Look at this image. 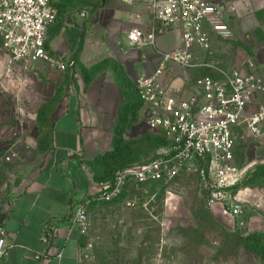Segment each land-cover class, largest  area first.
<instances>
[{"label": "crops", "instance_id": "1", "mask_svg": "<svg viewBox=\"0 0 264 264\" xmlns=\"http://www.w3.org/2000/svg\"><path fill=\"white\" fill-rule=\"evenodd\" d=\"M209 1L233 6L222 13L232 35H212L215 55L222 65L257 69L264 64V0ZM63 2L56 3L57 10ZM107 14L103 43L93 41L88 32L83 35L78 58L92 67V74H78L74 91L65 90L52 107L49 145L41 165L19 187L0 198V203L9 202L8 213L0 224L7 243L0 264H39L36 254L45 252L50 256L49 264H78L82 234L70 219L75 202L91 197L117 166L143 160L160 150L163 140L170 141L161 130L146 125L133 80L138 73L151 72L157 66L160 52L181 44L180 30L171 28L156 33L153 43L131 45L126 32L133 25L148 29L147 10L136 3L116 0ZM95 15L89 16L86 8L68 7L61 16L62 24L57 21L47 28V52L56 56L75 52L80 37L76 28L82 25L78 21L88 17L95 21ZM228 49L232 51L229 63L225 60ZM1 51L7 56L2 47ZM198 53L202 56L201 51ZM106 55L114 56L116 68L114 64L96 65ZM189 73L190 81H185L179 65L170 62L162 75L167 92L187 95L196 76L221 77L207 66L191 68ZM7 177L13 180V173L8 172ZM46 223L56 227L49 243L43 239Z\"/></svg>", "mask_w": 264, "mask_h": 264}, {"label": "rangeland", "instance_id": "2", "mask_svg": "<svg viewBox=\"0 0 264 264\" xmlns=\"http://www.w3.org/2000/svg\"><path fill=\"white\" fill-rule=\"evenodd\" d=\"M115 1L60 4L52 23L61 25V16L71 6L86 8L89 16L96 13L95 21L89 17L78 21L82 25L76 28L80 37L75 52L57 55L67 62L73 58L64 68L38 59L11 62L0 42V158L15 151L0 163V198L41 165L49 145L52 107L65 90L74 91L78 74H92V67L78 58L83 35L88 32L93 41H105V19ZM231 56L232 51L226 50L227 63ZM113 57L106 55L96 65L116 68ZM256 70L264 76V64ZM251 99L250 109L264 103V89ZM235 133L233 161L239 172L229 191L242 204L240 216L208 203V190L198 172L180 174L170 182L128 184L109 201H88L78 264H264V238L256 242L264 223V129L251 134L238 127ZM169 147L163 140L160 150ZM8 172L13 173L11 181ZM252 233L256 236L243 239Z\"/></svg>", "mask_w": 264, "mask_h": 264}, {"label": "built area", "instance_id": "3", "mask_svg": "<svg viewBox=\"0 0 264 264\" xmlns=\"http://www.w3.org/2000/svg\"><path fill=\"white\" fill-rule=\"evenodd\" d=\"M60 1L0 0V42L11 62L42 59L59 68L73 63V58L67 62L48 53L44 45L47 28L56 18V3ZM123 1L142 6L150 16L147 30L138 25L127 30L131 45L153 43L156 33L171 28L180 30L181 44L160 52L157 66L151 72L138 73L133 80L146 125L163 131L170 147L156 150L146 160L117 168L110 179L100 182L91 197L75 202L70 213L72 224L81 233L86 230L90 199L109 200L128 184L149 179L170 182L180 174L191 172L201 176L209 204H220L230 215L240 216L242 204L229 191L239 172L233 161L235 130L241 127L247 133L259 134L264 129V103L249 108L251 95L264 89V76L250 66L227 68L215 55L212 35L219 38L232 35V28L222 14L231 10L232 4L209 0ZM79 14L83 16L84 10ZM170 62L179 65L185 81H190L191 68L198 66L210 67L221 77L199 75L191 81L189 94L168 93L162 75ZM14 155L15 151L9 150L0 161ZM55 230L52 223L44 225L46 243L52 240ZM3 233L0 228V258L7 244ZM36 258L39 264H49L50 256L46 252L37 253Z\"/></svg>", "mask_w": 264, "mask_h": 264}, {"label": "trees", "instance_id": "4", "mask_svg": "<svg viewBox=\"0 0 264 264\" xmlns=\"http://www.w3.org/2000/svg\"><path fill=\"white\" fill-rule=\"evenodd\" d=\"M134 94H136V91H135V88H134ZM137 95V94H136ZM137 99H138V97H137ZM138 103H139V105H140V100L138 99ZM162 133H163V131H161ZM164 134V133H163ZM154 154H156V150H155V152H153L151 155H149L148 157H146L145 159H143V160H146V159H148L149 157H152ZM143 160H139V161H143ZM139 161H133V162H139ZM133 162H128V163H125V164H121V165H119V166H117L115 169H114V171L117 169V168H120V167H123V166H126V165H129V164H131V163H133ZM114 171H113V173H114ZM113 175V174H112ZM179 176V175H178ZM178 176H176V177H178ZM112 177V176H111ZM175 177V178H176ZM153 181H161V182H163L162 180H156V179H149V180H146V181H143V182H153ZM140 183H142V182H140ZM131 184H133V183H131ZM127 187V186H126ZM125 187V188H126ZM124 188V189H125ZM124 191V190H123ZM122 191V192H123ZM121 192V193H122ZM120 193V194H121ZM120 194H118V195H120ZM117 195V196H118ZM114 197H116V196H114ZM113 197V198H114ZM113 198H111V199H113ZM111 199H109V200H111ZM109 200H103V201H109ZM256 236V233H252V234H250V235H248V236H245V237H243V239L244 240H248V239H252L251 237H255ZM264 238V233L262 232V229H261V232H260V236L256 239V242H260V240L261 239H263ZM81 243H82V237H81ZM262 260L264 261V257L262 258Z\"/></svg>", "mask_w": 264, "mask_h": 264}, {"label": "water", "instance_id": "5", "mask_svg": "<svg viewBox=\"0 0 264 264\" xmlns=\"http://www.w3.org/2000/svg\"><path fill=\"white\" fill-rule=\"evenodd\" d=\"M8 208H9V202L8 201H4V202L0 203V224L5 219V217L8 213Z\"/></svg>", "mask_w": 264, "mask_h": 264}]
</instances>
